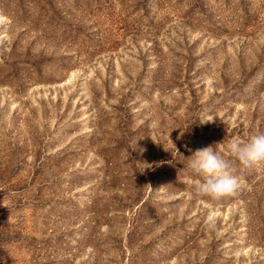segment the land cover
Wrapping results in <instances>:
<instances>
[{
  "label": "rangeland",
  "instance_id": "1",
  "mask_svg": "<svg viewBox=\"0 0 264 264\" xmlns=\"http://www.w3.org/2000/svg\"><path fill=\"white\" fill-rule=\"evenodd\" d=\"M258 130L264 0H0V264H264V167L188 170Z\"/></svg>",
  "mask_w": 264,
  "mask_h": 264
},
{
  "label": "clouds",
  "instance_id": "2",
  "mask_svg": "<svg viewBox=\"0 0 264 264\" xmlns=\"http://www.w3.org/2000/svg\"><path fill=\"white\" fill-rule=\"evenodd\" d=\"M231 158L209 146L197 150L188 161V170L200 178L195 194L213 200L235 197L241 188L236 164L245 170L264 167V131H257L248 142L231 140L227 145Z\"/></svg>",
  "mask_w": 264,
  "mask_h": 264
}]
</instances>
